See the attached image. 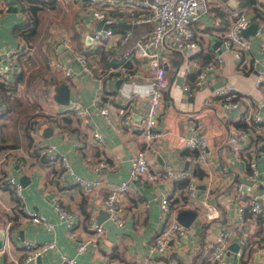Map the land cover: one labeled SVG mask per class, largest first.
<instances>
[{"label":"crops","instance_id":"crops-1","mask_svg":"<svg viewBox=\"0 0 264 264\" xmlns=\"http://www.w3.org/2000/svg\"><path fill=\"white\" fill-rule=\"evenodd\" d=\"M6 1L7 7L0 17V63L3 65L6 63V50L28 43L21 34L15 32L16 22L25 16L20 3L18 0L14 3L13 0ZM87 1L46 0L45 7L50 9L58 6V10L62 11L61 23L67 28L58 25L54 31L56 24L52 23L53 30L51 25L46 24L47 29L39 32L41 42L28 40L33 45L29 48L31 63L22 71L24 88H18L14 94L23 91L22 106L28 108L29 114H35L36 120L29 127L30 140L22 132L26 116L21 110L20 114L24 116L21 122L23 125L15 123L18 125L15 130L19 132V141L14 137L15 134L11 136L9 133V137L5 135L7 138L0 141V224L6 226L5 243L0 249V264H22L26 254V240L40 243L49 239H55L59 249H47L38 255L39 258L36 259L35 256L29 264H64L61 259L62 252L75 254L80 264H144L147 259L161 256L181 264H205L212 254L213 238L226 227H233L237 232V236L230 242L235 244L232 247L229 244L228 264H263L259 247L264 239V210L253 214L248 203L250 194L262 190L263 184L251 177L252 170L248 159L254 155L259 167L263 168L264 150L260 145L264 143V137L260 143L250 146L245 152H234L228 138L233 131L245 126V119L239 116L236 109L227 110L224 118L221 107H213L207 103L211 91L225 81H232L239 90L248 91L252 98L262 99L264 95V84H257V75L264 68V63H260L257 68L240 66L232 52L224 49L221 43V33L228 29L233 10L243 6L242 1L245 0H223L225 5L220 0L214 1L222 22L216 31L212 30L206 13L195 22L196 31L205 43L204 51H208L206 54L213 55L217 46L223 50L225 62L222 73L211 74L210 79L197 84V75L189 74L182 52H169L168 63L163 66L165 80L161 87L164 100L158 124L163 134L147 149L151 167L157 171L159 179L156 182H131L130 189L124 195L128 218L123 226L117 225L108 214L105 215L107 208L104 205V196L110 182L128 178L131 157L144 145V140L139 128L120 122L121 108L118 100L124 94L136 91L131 115L132 121L140 124L146 110L145 93L150 86V77L147 58L136 56L133 48L141 36L153 29L154 23L133 22L127 13L116 11L117 20L114 26L121 38L110 46L93 45V50L100 49L99 52H80L84 54L90 67L87 71L80 60L74 57L70 35V30L79 28V23L83 22L85 27L80 29L78 35H84L87 45L92 43V40L87 42L86 37L94 28H98L99 19L82 11ZM11 4H16L18 10H9ZM260 5L263 8H259L264 12V0H261ZM68 11L72 12L70 17ZM247 11L250 22L253 19L258 23L255 30L260 27L262 29L261 33H244L252 39L249 56H261L264 22L250 7ZM251 14H254L253 18L250 17ZM58 41L69 46L58 52ZM91 52L97 57L92 59ZM50 57L61 58L70 63L74 73L66 75L62 70L54 68L49 61ZM126 57H129L125 65L133 73L131 77L125 75L123 62ZM108 59L112 60V64H107ZM121 64L123 69L119 67ZM186 74H189L192 83L191 93L183 88ZM119 77L123 80L117 87L116 80ZM62 82L70 86L68 104L59 102L54 96L55 87ZM97 96L103 104L113 108V124L108 123L103 113L92 104ZM72 102L88 106L91 111L89 117L83 119L71 108L68 109ZM11 114L18 115L9 111L0 117V124L5 121L1 118ZM195 118L201 122V131L209 142V153L203 160L197 158V154L191 149L185 151V140L192 135L191 121ZM93 129H100L104 133L105 141L102 144L96 142L92 135ZM45 143H55L56 150L68 155L75 172L91 178L100 177L101 184L98 187H85L76 182L74 175L68 173L60 158L51 160L38 147V144ZM116 153L120 154V159L115 169L102 167L99 171H94V165L102 159L107 163H114ZM165 164L171 165L174 170L185 169L192 173V178L197 181L194 195L189 196L188 190L185 191L188 182L184 187H179L175 184L177 179H171L164 174ZM195 169L201 175H195ZM9 173L22 183L23 197H18L13 190L7 188L5 180ZM21 175H25V183L21 181ZM164 194L180 196V200L176 202L177 207L173 206L168 215L160 205ZM55 199L64 208L74 212L76 238L68 234L66 220L56 209ZM241 203H245L244 220L237 217ZM28 208L45 214L47 223L34 222L26 212ZM182 208L197 210L195 218L187 225L188 232L172 239L173 242L164 254L152 252L149 244L169 218L178 219L177 213ZM98 215H101L100 221L105 225V236L98 246H90L88 250L78 254L77 241L94 234L91 220H99ZM13 221L16 224L11 227Z\"/></svg>","mask_w":264,"mask_h":264},{"label":"built area","instance_id":"built-area-1","mask_svg":"<svg viewBox=\"0 0 264 264\" xmlns=\"http://www.w3.org/2000/svg\"><path fill=\"white\" fill-rule=\"evenodd\" d=\"M215 0H88L84 6L90 11L95 19L103 20L100 27L94 28L92 31V43L94 46L99 44L112 45L121 38L119 31L114 26L117 20V12H125L128 18L133 22L151 21L154 23L153 29L141 36L135 43L133 52L137 56L147 58V69L150 77V86L145 93L146 110L144 118L140 124L132 121L131 115L132 101L136 97V91L128 92L119 99L121 108L120 122L127 125L137 127L143 137L144 145L139 147L131 157L129 176L116 182L108 184L107 192L104 196V205L108 210V217L111 218L117 225L123 226L126 223L128 215L125 210L124 195L131 187V182L142 180L147 182H156L159 179L157 171L151 167L148 148L161 137L163 130L159 127V118L163 108V84L164 63H168V54L173 50L182 52L183 58L186 60L189 74L197 75V84L203 83L206 79L211 78V74H220L223 71L225 56L220 46L215 48L211 58L202 60L199 56L204 50L205 43L200 39L196 28L197 22L203 14H208L212 30H217L221 25V19L216 9ZM223 3L225 1L220 0ZM261 0H257L255 5L263 8L260 5ZM225 5V3H224ZM7 7L6 0H0V17L2 12ZM247 5L239 6L233 10V14L225 33H221V43L224 49L230 50L240 66L247 68H257L260 63H264V46L262 55L257 56L249 52L252 51V39L249 35L244 34L243 29L250 23L248 16ZM137 11V12H136ZM217 27V28H216ZM261 33V27L256 30ZM67 41V39H64ZM31 51L27 45L10 48L4 52L6 59L5 65L0 64V80L7 84L13 83L16 75L19 72L27 69L31 63ZM74 57H77L82 63L85 70L90 67L84 54L75 52ZM124 60L125 75L133 76V73L128 70L126 61ZM263 59V61H262ZM51 65L54 68L62 70L66 75L74 73L73 66L61 58L50 57ZM122 64L119 66L120 69ZM189 74L184 76L183 88L191 93L192 83L189 80ZM257 84H264V68L259 70L257 75ZM17 88H24V82L19 81ZM18 89V90H19ZM207 103L210 106H219L224 110L223 117L227 115V110L236 109L239 116L245 119V126L238 131H233L228 138V143L234 152L238 154L245 152L250 146L260 143L264 137V111H262L264 103V95L262 99L252 98L248 91L239 90L237 85L232 81H225L216 86L209 96ZM92 104L103 113L106 121L113 124V108L101 102L100 97H94ZM68 109H72L83 119L89 117L91 111L88 106L82 105L79 102H72L68 105ZM231 115V114H228ZM116 124V123H115ZM192 135L185 140L187 148L196 149L198 151L197 158L205 159L209 153V142L205 134L201 131V122L196 118L191 121ZM93 137L96 142L102 144L105 141L104 133L99 129H93ZM38 147L43 150L47 156L53 160L60 158L65 165V169L69 174L74 175V180L85 187H98L101 184L100 177H87L75 172L70 163V159L65 152L56 150L55 143L38 144ZM115 162L110 164L102 159L94 165V171H99L102 167L115 169L120 159V154L114 156ZM249 166L252 170L250 173L257 182L263 184V189L254 191L249 196V207L253 214H258L264 210V166L260 168L257 158L254 155L248 159ZM163 172L171 179H179L189 177L186 190L188 195H194L197 191V181L192 178V173L189 170H174L171 165L165 164ZM7 188L13 190L17 196L23 197L22 183L12 174L9 173L5 180ZM161 208L167 215L172 211L171 197L164 194L161 197ZM55 207L60 213V216L66 220L68 234L76 238L75 234V214L64 208L58 199H55ZM245 203H241L237 210V217L244 220L243 213ZM29 217L36 223H47V217L37 209H26ZM91 228L94 234L89 237L81 238L76 243V250L81 254L88 250L90 246H98L102 237L105 236L106 228L102 221L92 218ZM188 226L179 219L168 220L166 224L159 230L155 239L149 244L150 250L158 254H164L171 245V240L182 236L188 232ZM237 236V232L233 227L222 228L216 233L213 238V249L210 260L206 264H228V249L229 244ZM245 240V239H244ZM262 252V263L264 264V239L260 245ZM47 249H59V245L55 239H49L44 242H35L32 240L25 241L26 254L22 264H29L35 257L40 255ZM240 253V251H238ZM61 259L64 264H80L75 254L61 253ZM110 264H114L111 262ZM144 264H181L176 260L167 257H152L147 259ZM239 264V263H237Z\"/></svg>","mask_w":264,"mask_h":264},{"label":"trees","instance_id":"trees-1","mask_svg":"<svg viewBox=\"0 0 264 264\" xmlns=\"http://www.w3.org/2000/svg\"><path fill=\"white\" fill-rule=\"evenodd\" d=\"M255 1L256 0H245V1H242V4L248 5L252 10L255 11V13L257 14V17L264 22V12L259 7H257L255 5ZM18 2L20 3L22 12L25 13V16H24V18L22 17L21 20L16 22V24H15V30L16 31L15 32L21 34L23 36V38H25V40H27L28 43L27 42L26 43H27L28 47L30 48L33 45L29 44V41H39V42L42 41V39L39 38V32H40L39 28H40V24L43 20H42L41 12L39 13V11L43 10L44 7L46 6V4H45L46 0H18ZM207 52L208 51L205 52L204 50H202L200 52L199 56H201L202 60H206V59L212 57L211 53L209 52L210 53V55H209V54H206ZM30 57H31V55H30ZM107 64H112V60L108 59ZM22 77H23V73L19 72L16 75L13 83L7 84L4 81L0 80V117H2V115H4V114L9 113V111H14V112L18 113V115L15 114V118H17L20 115V111L23 110L25 112V115H27L25 120H24V123H23V124H25L23 133L25 136H28L31 140V137L29 136V134H30L29 127L33 126V123L36 120L35 119L36 115L35 114H29L27 109L24 106H22L23 101L21 99V94L23 91H19V93L17 95L14 94V91L18 90L17 84L19 81H22V79H23ZM18 121H20V119H18ZM6 122L7 121H3V124H0V141H4L7 138V136H5V135H8V133H6L3 129V126L7 125ZM8 137H9V135H8ZM14 137L16 138L17 141H19L18 130H15ZM189 149H191V148H186L185 151H187ZM191 150L194 152L195 155L198 152V151H196V149H191ZM193 173L195 175H197V174L201 175V173L199 172L198 169H195ZM188 180H189L188 177H182V178L175 180V184H177L179 187H184L187 184ZM185 191H186V187H185ZM183 193H184V190H183ZM181 195H183V194H181ZM186 196H187V194H185V198H186ZM170 197H171L172 205H175V203L178 200H180V196H177V197L170 196ZM15 224H16V222L13 221L11 224V227H13V225H15ZM242 255H243V253H242Z\"/></svg>","mask_w":264,"mask_h":264},{"label":"rangeland","instance_id":"rangeland-1","mask_svg":"<svg viewBox=\"0 0 264 264\" xmlns=\"http://www.w3.org/2000/svg\"><path fill=\"white\" fill-rule=\"evenodd\" d=\"M44 8L45 9L42 10V13L43 14L41 13V16H42V20L43 21L40 24V28H39V31L40 32H44L47 29L46 24L51 25L50 27L53 30L54 26H52V23H54V24L57 25V26L55 25L56 27H55L54 31L57 30L58 25H60V26H62L64 28H67L64 23H61V16H62L63 13H62V11H59L58 10V6L50 7V9H48L47 7H44ZM82 11H86V13L90 15V11H88V9L86 7H83L82 8ZM68 14H69V17H70L72 15V12L71 11H68ZM64 19H66V17ZM84 27H85V24L83 22L82 23H79V28H77V29L72 28L70 30V35L72 37V50H74L75 52L76 51H79V52H82V53L85 54L84 51H86L88 53L89 51H92L93 50L94 43H91L90 45H87L85 43V41H84L85 39L83 38L84 35L83 34L81 36L78 35V33L80 32V29L81 28H84ZM99 50L100 49H96V50H93V52H95V51L96 52H99ZM93 52L90 53L92 59H94L95 57H97L96 54H94ZM97 67H98V64H97ZM25 84H26V82H25ZM28 85H29V83H28ZM25 116H27V115H25ZM18 117H19L20 121H18L17 119H15V114H11L9 117L6 116L4 118H1L3 120L7 121L6 122L7 125L6 126L4 125L3 126V129H4V131L6 133H9L11 136H12V134L13 135L15 134V127H18V125H16L15 123H18L19 122L20 125H23V124H21V122H22L21 120L24 119V116L22 114H20ZM222 124L223 123H221V125ZM23 131H24V129L22 130V132ZM168 220H171V219L169 218Z\"/></svg>","mask_w":264,"mask_h":264},{"label":"water","instance_id":"water-1","mask_svg":"<svg viewBox=\"0 0 264 264\" xmlns=\"http://www.w3.org/2000/svg\"><path fill=\"white\" fill-rule=\"evenodd\" d=\"M14 1L15 0H13L12 3H14ZM8 9L12 10V11H16V10H18V7H17L16 4H13V5L11 4L8 7ZM250 17L253 18L254 14H251ZM102 23H103V20H99L97 22V27H100L102 25ZM257 26H258V23L255 20L252 19L250 24L246 28L243 29V32L244 33H250L252 31L254 32V31H256L255 29L257 28ZM91 39H92V32L87 34L86 41L89 42ZM57 46H58L57 51L60 52L61 50L67 48L69 45L66 44V43H62L61 41H58L57 42ZM1 65H3V64H1ZM122 80H123L122 77L117 78V80H116V86L117 87L121 84ZM54 96L59 102L68 104L70 102V86H69V84L66 83V82H62V83L58 84L55 87ZM260 148L262 150H264V143H262L260 145ZM20 179H21V181H23V183H25L24 182L25 175H21ZM107 214H108V210H106V214L105 215H107ZM196 214H197V210L196 209H193V208H182V209H180L178 211L177 217L184 224L189 225L192 222V220L195 218ZM102 218H104V217H102ZM98 219L99 220L101 219V215H98ZM5 238H6V226L4 224H0V249H2L3 246H4ZM170 242H173V241L171 240ZM234 244H235L234 242L230 243V247H232ZM39 256H37L36 259L39 258Z\"/></svg>","mask_w":264,"mask_h":264}]
</instances>
